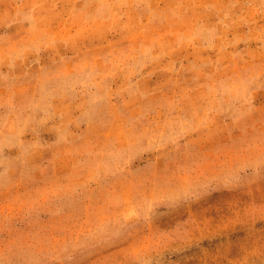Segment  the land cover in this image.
Returning <instances> with one entry per match:
<instances>
[{
    "label": "rangeland",
    "instance_id": "374dc122",
    "mask_svg": "<svg viewBox=\"0 0 264 264\" xmlns=\"http://www.w3.org/2000/svg\"><path fill=\"white\" fill-rule=\"evenodd\" d=\"M0 264H264V0H0Z\"/></svg>",
    "mask_w": 264,
    "mask_h": 264
}]
</instances>
